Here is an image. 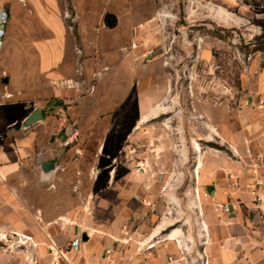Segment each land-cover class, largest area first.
Returning a JSON list of instances; mask_svg holds the SVG:
<instances>
[{
	"label": "rangeland",
	"instance_id": "374dc122",
	"mask_svg": "<svg viewBox=\"0 0 264 264\" xmlns=\"http://www.w3.org/2000/svg\"><path fill=\"white\" fill-rule=\"evenodd\" d=\"M24 1L0 0L7 23L13 24L14 15L23 17L18 4ZM61 3L65 24L77 36L75 52L87 55L84 67L91 73L89 88L77 90L71 103L91 99L107 114L76 119L81 128L77 154L56 144L61 154L53 160L75 167L66 170L64 181L55 183L60 167L50 181L42 180L38 164L19 174L18 188L23 190L24 178L32 179L37 200L45 193L49 202L94 215L102 210L108 172L118 178L134 170L144 176L141 182L129 177L127 183L136 185L129 199L140 196L143 209L128 210L125 224L142 227L144 236L152 234L159 242L147 251L149 262L171 254L184 257L183 264H211L205 248L223 236L224 224L210 191L202 196L201 176L206 167L220 171L221 161L242 175L252 160L249 152L264 148V0ZM107 13L118 16L115 28L104 25ZM138 101L145 105L137 106ZM54 220L37 218L42 225ZM47 232L55 240L66 237L59 228L43 231L46 237ZM3 248L0 242L1 254L27 264L22 253ZM43 248L36 251L39 264H45Z\"/></svg>",
	"mask_w": 264,
	"mask_h": 264
},
{
	"label": "crops",
	"instance_id": "0c3cea01",
	"mask_svg": "<svg viewBox=\"0 0 264 264\" xmlns=\"http://www.w3.org/2000/svg\"><path fill=\"white\" fill-rule=\"evenodd\" d=\"M18 5L25 12L23 17L14 15L13 24L10 21L3 27L4 35L0 39V233H26L38 243L56 241L60 248L67 250L78 233L88 232L92 236H88L78 251L72 248L68 256L78 264H96L110 243L107 235H118L126 225L128 210L143 209L140 196L133 194L130 201L129 193L136 185L127 181L135 176L141 182L144 174L133 170L117 178L115 171L108 172L99 201L102 210L86 216L79 214V209L70 210L60 203L49 202L45 193L37 200L30 188L32 179L24 178L23 190L18 188L19 174L24 170L30 172L38 164L41 167L44 163H57L53 159L61 151L57 152L56 144L64 147L62 142L71 128H78V121H89L96 116L94 113L107 114L102 110L103 104L95 106L91 99L71 103L77 90L89 88L91 73L84 67L87 55L81 57L75 52L77 36L65 24L61 0H25ZM78 35L86 52L88 47L80 28ZM4 77L8 78V84L1 82ZM136 105L145 103L138 101ZM34 107L41 110L44 121L22 129L23 119ZM68 120L71 122L65 124ZM78 129L81 134V128ZM64 149L69 154L72 151L77 154L81 148L72 144ZM249 154L252 160L246 168L242 167V175L237 174L231 163L223 165L221 161L216 162L220 171L208 172L206 167L201 176L202 194L210 191L217 204L229 203L236 208L229 217L221 218L223 236L214 238L205 248L211 264H264V218L258 217L253 194L255 191L263 199L260 208L264 212V185L257 186L254 182L257 175L264 181V148ZM59 167L61 172L55 183L64 181L66 170L75 168L64 163ZM106 192L108 196L104 195ZM130 202L140 205L132 206ZM48 216L56 220L44 225L43 221H37ZM128 226L138 227L132 223ZM50 228L63 230L66 237L55 240L57 237L53 239L48 232L44 236L43 231ZM48 258L44 255L45 263ZM164 258L159 255L155 264L163 263ZM0 264H15V261L0 253Z\"/></svg>",
	"mask_w": 264,
	"mask_h": 264
},
{
	"label": "built area",
	"instance_id": "2783aa9c",
	"mask_svg": "<svg viewBox=\"0 0 264 264\" xmlns=\"http://www.w3.org/2000/svg\"><path fill=\"white\" fill-rule=\"evenodd\" d=\"M7 21V13L0 10V39L4 35L3 27L6 25ZM262 106L264 107V103ZM79 139V129L73 127L62 144L64 147H68L72 144H78ZM234 154H238L236 150H234ZM254 182L257 186L264 185V181L259 175L254 178ZM196 194L200 197L198 189L196 190ZM253 194L255 195L257 209L259 210V213H257L258 217L262 220L264 218V212L261 211L260 204L263 199L260 195H257L255 191H253ZM202 196L207 197L208 194L204 193ZM235 210V206L229 203L217 204L215 207V212L220 218L224 216L229 217L231 212ZM89 236L91 237L92 235ZM107 237L110 239V243L104 249L100 262L96 264H153L149 262L148 259V256L152 254L151 252L147 253V251L156 248V244L159 242H153L154 237L152 234L144 236V233L141 232L138 227L131 228L124 225L118 235H107ZM0 242L4 245V251L14 254L17 252L22 253L25 256L27 264H39L36 251H38L40 246L46 248L47 256H49L45 264H78L75 259L68 256V254L71 252L72 248L78 251L83 244V239L81 235L74 237L70 243V249L64 250L54 242H50L49 244L38 243L31 236L11 231L8 233H0ZM184 259V257H176L168 254L165 256L164 262L158 264H183Z\"/></svg>",
	"mask_w": 264,
	"mask_h": 264
},
{
	"label": "water",
	"instance_id": "95a60500",
	"mask_svg": "<svg viewBox=\"0 0 264 264\" xmlns=\"http://www.w3.org/2000/svg\"><path fill=\"white\" fill-rule=\"evenodd\" d=\"M118 17L113 14V13H107L104 16V20L103 23L105 26H107L108 28H113L118 24ZM2 83L4 84H8L9 80L7 77H4L1 80ZM44 121V117L43 114L41 112V110L38 107H34L32 109V111L23 119L22 123H21V128L22 129H27L30 128L36 124L42 123ZM263 130H264V123H263ZM59 168V163H44L41 165L40 169H41V178L44 181H50L52 179V177L54 176V174L56 173V171ZM89 236L88 232H84L82 237L84 239V241H87Z\"/></svg>",
	"mask_w": 264,
	"mask_h": 264
},
{
	"label": "trees",
	"instance_id": "16d2710c",
	"mask_svg": "<svg viewBox=\"0 0 264 264\" xmlns=\"http://www.w3.org/2000/svg\"><path fill=\"white\" fill-rule=\"evenodd\" d=\"M261 50L264 51V47H261Z\"/></svg>",
	"mask_w": 264,
	"mask_h": 264
}]
</instances>
